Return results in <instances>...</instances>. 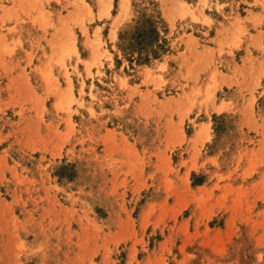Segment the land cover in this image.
<instances>
[{"label":"rangeland","instance_id":"1","mask_svg":"<svg viewBox=\"0 0 264 264\" xmlns=\"http://www.w3.org/2000/svg\"><path fill=\"white\" fill-rule=\"evenodd\" d=\"M0 264H264V0H0Z\"/></svg>","mask_w":264,"mask_h":264},{"label":"bare ground","instance_id":"2","mask_svg":"<svg viewBox=\"0 0 264 264\" xmlns=\"http://www.w3.org/2000/svg\"><path fill=\"white\" fill-rule=\"evenodd\" d=\"M125 4V3H124ZM122 9V8H121ZM124 9V8H123ZM120 16V15H119ZM115 21V20H114Z\"/></svg>","mask_w":264,"mask_h":264}]
</instances>
